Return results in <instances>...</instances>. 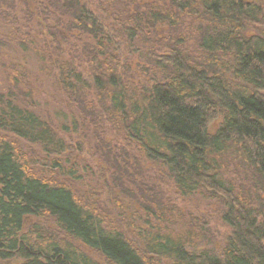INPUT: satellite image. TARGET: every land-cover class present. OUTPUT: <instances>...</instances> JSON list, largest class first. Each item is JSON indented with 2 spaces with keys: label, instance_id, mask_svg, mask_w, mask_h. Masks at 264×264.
Masks as SVG:
<instances>
[{
  "label": "trees",
  "instance_id": "obj_1",
  "mask_svg": "<svg viewBox=\"0 0 264 264\" xmlns=\"http://www.w3.org/2000/svg\"><path fill=\"white\" fill-rule=\"evenodd\" d=\"M141 1L0 0V48L14 43L39 59L65 108L82 118L80 125L72 121L74 131L87 121L101 135L106 123L105 130L133 141L137 156L180 197L215 202L230 228L225 245L217 255L197 251L188 236L170 230L164 194L149 183L152 231L131 239L106 224L72 188L70 179L80 178L73 167L51 161L62 182L35 173L39 155L28 157L18 140L45 158L67 144L31 108L34 93L20 99L2 89L0 133L11 140L0 137V261L101 264L73 241L103 264H151L148 254L169 264H264V33L248 35L264 30V0ZM129 44L148 51L146 83H129L120 66ZM215 116L222 122L210 134ZM168 210L174 218L175 208ZM41 215L53 219L61 237L39 243L38 233L23 231L27 217Z\"/></svg>",
  "mask_w": 264,
  "mask_h": 264
},
{
  "label": "rangeland",
  "instance_id": "obj_2",
  "mask_svg": "<svg viewBox=\"0 0 264 264\" xmlns=\"http://www.w3.org/2000/svg\"><path fill=\"white\" fill-rule=\"evenodd\" d=\"M243 1L260 2V0ZM144 2L145 0H142L140 6ZM262 32L264 33V30L259 29L248 35ZM4 33L6 32L0 25V38ZM163 33L158 30L157 40L164 39L165 34ZM4 43L5 45L0 48V91L8 89L20 99H26L34 93L35 102L31 104V108L56 127L59 136L67 144L64 153L45 158L42 153L38 152V148L18 140L19 149L24 151L28 157L35 158L39 155L34 160L35 173L54 180L56 178L57 182H62V178L50 170L51 161H59L66 169L73 167L80 177L76 180L70 179L75 193L81 198L86 197L87 202L95 211H98L106 224L112 228L122 227L131 239H135V235L142 231L145 233L152 231L151 225H157L152 214L145 210V207L152 208V194L145 187L148 186L146 183H149L150 187L164 194L163 214L168 220L173 221L168 222L167 227L174 232L181 233L184 238L188 236L195 250L206 249L216 255L219 254L218 252L225 245L230 234V228L221 222V209L215 202L205 199L202 194L187 198L180 197L172 183L165 177L161 178L155 166L137 156L134 150L135 143L129 140L123 141L122 136L117 137L115 132L105 130L108 128L106 123L103 124L104 129L101 135L94 129L95 125L91 124L93 128L85 119L83 120L85 121L83 122L84 128L79 127V130L74 131L72 121L75 120L80 125L82 118L78 117L80 114L72 111L75 114L73 117L65 108L62 103L63 98L54 85V79L46 76L47 72L43 71L47 70L42 68L39 59L22 52L14 43L10 45ZM152 54L154 55V51ZM147 55L148 51L142 45L129 44L127 46L121 56L120 66L124 67L129 83L136 85L141 82L146 83L148 80L152 67L146 59ZM156 55L152 58L159 57ZM9 64L14 66L10 70L8 69ZM221 122L220 116L213 117L208 123V132L213 134ZM63 126L68 127L67 132L60 129ZM0 137H7L6 140H11L10 136H5L3 133H0ZM28 148L32 149L31 156L27 152ZM116 156L118 159L115 158ZM170 208H175L174 218H171L169 214L168 209ZM23 231L32 233L33 237L34 233H38L41 237L39 243L62 236L55 227L53 219L47 215L27 217L24 220ZM70 242L93 260L104 263L98 253L78 242ZM146 256L152 259L151 264H169L166 259L149 254ZM21 263L20 259L0 261V264Z\"/></svg>",
  "mask_w": 264,
  "mask_h": 264
}]
</instances>
